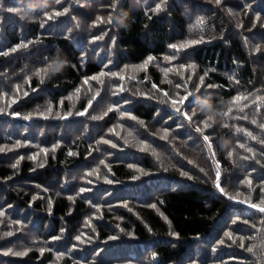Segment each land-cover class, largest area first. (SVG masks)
Wrapping results in <instances>:
<instances>
[{
  "label": "trees",
  "instance_id": "16d2710c",
  "mask_svg": "<svg viewBox=\"0 0 264 264\" xmlns=\"http://www.w3.org/2000/svg\"><path fill=\"white\" fill-rule=\"evenodd\" d=\"M261 124L264 0H0V264H264Z\"/></svg>",
  "mask_w": 264,
  "mask_h": 264
},
{
  "label": "snow or ice",
  "instance_id": "6c2138e0",
  "mask_svg": "<svg viewBox=\"0 0 264 264\" xmlns=\"http://www.w3.org/2000/svg\"><path fill=\"white\" fill-rule=\"evenodd\" d=\"M57 2H59V0H57ZM216 3H217V4L221 3V0H216ZM115 7H116V5L113 4V8H115ZM156 10H157V11L160 10V9H159V6H157V9H156ZM10 11H14V10H13V9H10ZM15 11H17V10H15ZM65 12H67V9H64L63 12H60V11H53V12H51V13H45V17H46L45 22H47V21H49V20H53V19H55L56 17H58V16H60V15H63ZM98 19H101V18H98ZM109 22H111V18H109ZM200 23H203V21H200ZM41 26H43V24H42ZM25 46H26V45H25ZM171 47L176 48L177 46H176V45H171ZM257 51H259V48H257ZM151 59H152V57H149V58H148L149 61H150ZM53 67H54V63L52 62V63L48 64L47 68H46V69H43L42 71H44L45 73H47V71L52 70ZM189 67H192V66L190 65ZM38 74H39V73H38ZM100 75H105V74H104V73H101ZM113 75H115V74H113ZM92 79L95 80V79H97V77H92ZM202 80H203V77H201V81H202ZM85 82L87 83V81H85ZM154 87H155V85H154ZM165 95H167V93H165ZM192 95H193V93H191V92L187 93L184 97L181 98L180 103H183L185 100H188V97H189V96H192ZM95 98H96V97H93V100H95ZM241 99H245V100H246V99H247V96H244V97L237 96V97H235V98L233 99V101H232V104H233V105H236V103H237L238 101H240ZM257 99H260V97H257ZM91 103H92V101H89V106H91ZM172 103L175 104L176 101H172ZM245 107H247V105H245ZM49 110H50V109H49ZM112 110H113V108H112V107H109L107 111H112ZM178 110H179V109H178ZM231 111H232V108L229 107L228 111L225 112V113H222V115H223V116H228L229 113H230ZM240 111H243V108H241ZM80 114L82 115L83 113H80ZM104 114L107 115V112H105ZM184 115H185L186 119L191 120L192 117L189 116L187 113H184ZM93 118L96 119V118H98V117H93ZM99 118H102V117H99ZM244 118L246 119L247 117H244ZM208 119L211 120L212 117H208ZM255 122H256V121L253 120V123H255ZM208 126H209V125H208L207 121H205V123H204V127H208ZM225 126H227V125H225ZM261 127L264 128V124H261ZM196 131H197V132H202V129H201L200 127H197V128H196ZM237 131H241V129H237ZM247 134H248L253 140L256 139V137H255V136H252L251 133H247ZM203 139H204L205 141H209V137H208L207 135H205V136L203 137ZM105 143H107V141H105ZM113 146H115V145H113ZM240 147L243 148L244 145L241 144ZM209 148L211 149V143H209ZM246 150L249 151V152L252 151L251 148H248V149H246ZM70 154H71V153H70ZM228 155L231 156V152H229ZM245 159H247V157H245ZM90 174H91V173H89V175H90ZM183 174H184V175H187V173H183ZM216 179H217L216 187H217L218 189H220V191H223V189L221 188L220 183H219V179H220V173H219V170H217ZM108 182L111 183V181H108ZM83 191H85V189H81V192H83ZM230 198H231V197H230ZM261 204H264V201H262ZM153 207H155V205H153ZM251 207H253V208H258L259 211L264 212V206L257 205V204H252ZM54 239H55V238H54ZM79 239H80V237L78 236V237H77V240H79ZM221 243H223V241H221ZM9 251H11V250H9ZM247 251L252 252V251H253V247H249V248L247 249ZM14 254H16V255H23V254H25V253H14Z\"/></svg>",
  "mask_w": 264,
  "mask_h": 264
},
{
  "label": "clouds",
  "instance_id": "9594fccd",
  "mask_svg": "<svg viewBox=\"0 0 264 264\" xmlns=\"http://www.w3.org/2000/svg\"><path fill=\"white\" fill-rule=\"evenodd\" d=\"M36 9L34 6H29L28 9L24 10V11H18V13L21 15L22 19H27V20H31L32 19V15L31 13L34 12ZM54 67L52 68V71H60L68 62L66 60H54ZM201 111H205L208 113H211L213 115H215L216 113L213 110L211 101L209 99H205L200 107ZM224 147H227V144L225 143L224 145H222Z\"/></svg>",
  "mask_w": 264,
  "mask_h": 264
},
{
  "label": "built area",
  "instance_id": "2783aa9c",
  "mask_svg": "<svg viewBox=\"0 0 264 264\" xmlns=\"http://www.w3.org/2000/svg\"><path fill=\"white\" fill-rule=\"evenodd\" d=\"M246 205V204H245Z\"/></svg>",
  "mask_w": 264,
  "mask_h": 264
}]
</instances>
